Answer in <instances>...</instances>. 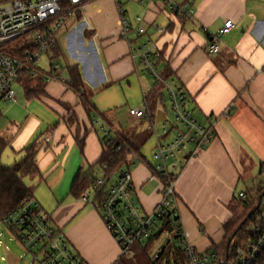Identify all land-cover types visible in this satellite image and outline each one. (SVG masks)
Returning a JSON list of instances; mask_svg holds the SVG:
<instances>
[{
    "label": "crops",
    "instance_id": "0c3cea01",
    "mask_svg": "<svg viewBox=\"0 0 264 264\" xmlns=\"http://www.w3.org/2000/svg\"><path fill=\"white\" fill-rule=\"evenodd\" d=\"M172 1L190 4L193 14H176L164 0H86L71 10L57 34V47L45 57L46 67L42 66L46 73L52 59L62 67L76 66L83 91L98 111L89 114L81 92L69 87L65 68L66 81L46 80V94L33 99L47 104L57 120L29 144H38V173L23 178L87 264H132L94 205L95 192L88 200L83 197L88 192L79 197L72 192L75 178L95 165L103 152V133L95 119L101 118L117 131L122 127L139 146L142 158L133 155L130 169L139 203L149 213L162 199L163 182L155 175L156 146L159 140L168 141L174 135L172 129L163 132V125L172 120L166 118L171 112L164 104L167 97L157 102L153 119L129 115L131 108L148 110L145 95L155 82L138 58L131 56L141 39L134 30L128 38L123 36L122 15L132 29L136 17L143 18L147 33L157 41L173 72L170 78L185 86L195 117L205 123L218 115L216 138L184 165L175 182L181 224L195 249L210 252L213 245L224 241V224L233 215L231 204L240 192L245 193L244 198L253 195L240 189L243 175L253 168L264 171V0ZM229 19L235 22L234 28L220 35L218 52H209V39ZM133 85L140 94L120 116L116 110L128 104L124 91ZM234 101L235 109L224 116L223 110ZM159 113L161 124L157 122ZM148 134L154 137L153 148L143 146ZM25 141L16 154L29 146ZM168 239L163 233L147 246L158 247L154 259L161 260L159 264L178 262L164 253L155 257Z\"/></svg>",
    "mask_w": 264,
    "mask_h": 264
},
{
    "label": "built area",
    "instance_id": "2783aa9c",
    "mask_svg": "<svg viewBox=\"0 0 264 264\" xmlns=\"http://www.w3.org/2000/svg\"><path fill=\"white\" fill-rule=\"evenodd\" d=\"M65 2L76 7L85 3L86 0H0V102L16 103L18 101L15 85L21 83L22 76L35 77L42 74L46 80L66 81L63 67L59 63H50L49 73L42 71V60L57 47V34L71 13L72 9L67 15L56 18L61 5ZM164 2L169 10L176 14H193L190 4L182 6L175 4L172 0H164ZM120 11L123 13L122 9ZM136 22L132 29L130 22L122 15V34L128 38L129 32L134 30L136 36L141 39L137 49L133 52L131 50V56L138 58L154 82L164 85L175 120V124L171 127L174 131L172 139L159 140L155 152V157L158 159L155 175L163 182L162 199L152 212H145L136 196L133 174L128 166L116 172L107 185L106 193L100 198L99 203L94 205L121 246L122 255H132L130 248L136 242L147 243L162 227L165 214L170 212L169 214L176 218L175 225L181 226L175 232L178 237V246L183 249L188 258L186 264H229L223 259H217L215 253L199 252L190 244L181 224L175 192V182L184 165L196 156L200 149L206 148L216 138L218 115L208 117L205 123L195 117L188 106V93L185 86L177 82L175 78L165 79L161 75L157 65L161 52L157 41L147 33L143 18L137 16ZM234 26L233 20L225 21L223 28L211 38L212 40L209 39L208 51L218 52L220 35L230 32ZM135 52L137 53L134 54ZM236 105L235 101L230 103L223 110V115L229 116ZM147 114L145 108L129 110V115L133 117L140 118ZM96 119L104 140L115 148L116 128L107 125L101 118ZM168 126L167 123L163 125L164 133L169 131ZM120 149L121 146L118 145L115 150ZM105 168L106 164L103 163L99 179L83 196L85 200L89 199L94 188L104 185L103 170ZM96 195L98 196V192ZM239 197L244 198L245 193L240 192ZM257 219L259 222L260 218ZM0 223L25 247L27 252L33 254L40 264H87L33 196L25 198L0 219ZM175 232L164 229L163 233L170 237ZM263 241L264 235L257 243L250 244L249 254L239 257L232 264H252ZM155 257H159V254Z\"/></svg>",
    "mask_w": 264,
    "mask_h": 264
},
{
    "label": "trees",
    "instance_id": "16d2710c",
    "mask_svg": "<svg viewBox=\"0 0 264 264\" xmlns=\"http://www.w3.org/2000/svg\"><path fill=\"white\" fill-rule=\"evenodd\" d=\"M70 9H73V7L68 2L63 3L56 18L67 15ZM52 61L55 63L56 60L52 59ZM157 65L161 67V75L165 79L172 77L173 72L167 61H165L162 52L157 61ZM63 69L68 73L67 82L69 87L76 92H81V97L88 108L89 114L98 112L89 101V96L83 91L84 86L78 68L76 66H64ZM20 81V85L25 87V93L28 99L39 98L46 94L45 87L47 81L42 74L35 77L22 76ZM163 90L164 85L160 82H155L152 90L145 95L148 109V114L146 116H149L150 119H153L152 117L157 102L159 100L165 101L166 99ZM101 116L104 117L103 114H101ZM110 124L112 125V123ZM117 132L115 144L116 146L120 145L121 149L116 151V146L113 148L112 145H108V143L103 140V152L99 160L95 165L91 166L86 173L79 174L75 178L72 188V192L75 196H83L94 187L95 182L99 179L100 173L102 172L101 165L104 163L106 164V168L103 170L105 173V183L98 188H94L95 195L98 192V196L96 195L94 198V203L98 204L100 198L106 193L107 185L116 172L122 167H130L131 157L133 155L142 158L139 152V146L132 140L129 134H126L122 127H119ZM9 144L10 140L3 137L0 133V219L17 207L25 198L32 196V188L24 182L23 178L27 175H35L38 173L36 161L38 151L37 142L34 141L31 145L25 147L23 150L25 156L22 159L11 166H7L2 163L1 157ZM258 191L260 195L257 198L252 194H249L246 198L236 197L235 202L231 204L233 215L224 224V241L219 245H213L210 252L207 251L205 253H215L217 259H223L229 264L235 263L239 257L249 254L250 244L257 243L264 235V209H261V205L258 206L259 202L264 198V188L262 187ZM249 193H251V191ZM169 213L170 212L165 214L162 227L148 240L145 248H147L154 239L161 236L164 229H168L172 232L180 229L181 226H177L174 223L176 218H173ZM257 218H260L259 222ZM257 224H259V226ZM177 240L178 237L176 232L175 234L172 233L169 239L163 244L159 255L164 253L167 256H172L176 261L178 260L177 264H186L188 258L183 249L178 246ZM252 264H264V241Z\"/></svg>",
    "mask_w": 264,
    "mask_h": 264
},
{
    "label": "rangeland",
    "instance_id": "374dc122",
    "mask_svg": "<svg viewBox=\"0 0 264 264\" xmlns=\"http://www.w3.org/2000/svg\"><path fill=\"white\" fill-rule=\"evenodd\" d=\"M42 66L43 68L46 67L45 58L42 60ZM15 88L18 100L16 103L10 101L0 102V132L3 137L11 140L9 146L5 149L1 157L2 163L7 166L13 165L24 156V152L20 154L15 153L18 151L20 147L19 145L23 144L24 140H26L25 145H29L39 133L47 128L48 124L57 120L56 114L47 104L37 99H26L24 86L17 84L15 85ZM124 93L128 97V104H124L116 110L120 116H122L123 112L128 110L132 104H134V98H137L138 94H140L139 88H135L134 85L129 89H125ZM164 104L167 107L169 105L167 100ZM162 106L164 107V105ZM159 114L160 117L157 119L158 123H160L163 119V117H161V113ZM166 115L167 119H172L170 123H168V130L170 131L171 127L175 124V120L170 111H168V114ZM147 138L148 141L144 143L143 146L146 147L147 145V147L153 148L155 144L154 137L151 136V134H148ZM243 177L245 179L243 181L245 182L242 183L240 189H248L252 191L254 197H259L260 193L258 190L262 187L264 188V171L260 168H257V170L253 168L252 170H247ZM27 182H29V179ZM260 205L261 209H264V198L261 200ZM130 249L132 251V255L129 257L132 258L130 260V263L132 264L161 263V260L154 259V252L158 250V247L156 248L155 245L145 248L142 243L136 242ZM159 250H162V246L159 247ZM38 257L40 258V256ZM125 257L127 258V256ZM0 264H40V262L34 258L33 254L27 252L25 247L16 238H14L1 223Z\"/></svg>",
    "mask_w": 264,
    "mask_h": 264
},
{
    "label": "water",
    "instance_id": "95a60500",
    "mask_svg": "<svg viewBox=\"0 0 264 264\" xmlns=\"http://www.w3.org/2000/svg\"><path fill=\"white\" fill-rule=\"evenodd\" d=\"M259 205H260V203H259Z\"/></svg>",
    "mask_w": 264,
    "mask_h": 264
}]
</instances>
